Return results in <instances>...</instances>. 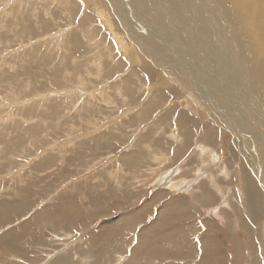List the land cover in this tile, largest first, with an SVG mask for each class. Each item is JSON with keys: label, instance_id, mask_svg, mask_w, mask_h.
Instances as JSON below:
<instances>
[{"label": "rangeland", "instance_id": "obj_1", "mask_svg": "<svg viewBox=\"0 0 264 264\" xmlns=\"http://www.w3.org/2000/svg\"><path fill=\"white\" fill-rule=\"evenodd\" d=\"M114 1L0 0V264H124L132 259L129 250L141 229L147 234L154 230L149 234L159 248L164 239L186 244L193 239L201 242L204 234L217 256L216 262L207 258L209 262L202 264H264V175L254 163L262 152H252L256 143L248 146L251 152L242 150L249 140L241 144L236 123L212 105L210 109L203 96L212 83L225 102L233 99L231 93L236 97L238 88L250 91L251 103L255 98L264 105V79L257 71L258 66L260 71L264 68V47L257 52L263 63L257 64L259 56L252 48L257 39L264 40V0H226L228 6L222 0L207 5L195 0L212 20L203 12L197 14L195 6L175 15L165 0ZM168 22L170 31L164 30L170 27ZM157 37L166 42V49L170 47L169 53L154 42ZM207 41L212 42L211 49L204 47ZM157 48L169 57L178 49L184 54L181 58H187L189 71L203 79L190 73L185 79L177 69L169 76L170 68L161 67L164 56ZM192 53L207 76L214 75L211 69L217 71L214 83L194 65ZM121 83L129 85V91L122 90L125 97ZM143 104H149L148 109L141 111ZM251 178L255 184L250 190ZM256 195L263 204L254 199ZM175 201L185 209L167 207ZM259 208L260 221L254 220ZM174 211L186 218L192 214L180 221L201 230L192 233V240L187 229L168 219ZM33 220V227L27 226ZM89 227L103 234L101 241L94 237L89 241ZM129 238L133 242L126 248L122 239ZM118 241L123 242L124 253L115 244ZM108 244L110 248L103 249ZM169 248L142 251L134 262L193 264L194 256L203 255L198 251L180 259L175 248L172 253ZM230 251L239 256L230 259Z\"/></svg>", "mask_w": 264, "mask_h": 264}, {"label": "bare ground", "instance_id": "obj_2", "mask_svg": "<svg viewBox=\"0 0 264 264\" xmlns=\"http://www.w3.org/2000/svg\"><path fill=\"white\" fill-rule=\"evenodd\" d=\"M48 1V0H47ZM50 1V0H49ZM51 1H54V0H51ZM55 1H58L59 2V4H64V2H68V0L66 1H63V0H55ZM113 0H110V2H112ZM116 1V0H115ZM114 1V2H115ZM118 1V0H117ZM120 1V0H119ZM130 1V0H129ZM136 1V0H135ZM134 1V2H135ZM150 1V0H149ZM158 1H162V0H158ZM166 1V4L167 5H169V8L172 10V12L173 13H176L175 15H177V14H180V13H184L182 10H188L189 12H190V6H191V8L193 7V6H195L196 7V10H195V12H197V14H199L200 12L202 13L203 12V15H208V17L211 19L212 18V16H211V14L208 12V10H207V8H205L204 6L205 5H207V4H209V3H214L213 1H211V0H201L202 2H204L205 3V5L203 6L204 8H201L200 7V4L199 5H196V4H194V1L195 0H185V1H182L181 2V0H165ZM229 1V0H228ZM231 1V0H230ZM235 1V0H234ZM240 1V0H239ZM73 2V6H74V4L76 3V1H75V3H74V1H72ZM92 2H94V1H92ZM138 2V1H137ZM200 2V1H199ZM222 2L224 3V5L225 6H228L227 5V1L226 0H222ZM236 2H237V0H236ZM249 2V5H250V1H248ZM29 3V2H28ZM71 3V2H70ZM116 3V2H115ZM115 3H114V5H115ZM119 3H121V2H119ZM163 3V2H162ZM207 3V4H206ZM240 3V2H239ZM258 3H260V2H258ZM68 3H66V5H67ZM92 4V3H91ZM96 4V3H95ZM126 4V3H125ZM127 4H128V1H127ZM143 4H144V2H143ZM160 4V3H159ZM159 4L158 5H155V7L156 8H159L160 6H159ZM164 5H166L165 3H163ZM162 4V5H163ZM202 4V3H201ZM229 4H230V2H229ZM246 4V3H245ZM244 3H243V5H245ZM76 5V4H75ZM97 5V4H96ZM123 5H124V2H123ZM128 5H130V4H128ZM146 5V4H145ZM237 5H238V3H237ZM72 6V5H71ZM78 6V5H77ZM76 6V7H77ZM113 6V5H112ZM116 7H117V5H115ZM120 6V5H119ZM144 6V5H143ZM234 6V5H233ZM264 6V5H263ZM68 7H69V4H68ZM96 7V6H95ZM126 7H129V6H126ZM135 7H137V6H135ZM147 7V6H146ZM194 7V8H195ZM210 7V6H209ZM235 7V6H234ZM237 7V6H236ZM244 7V6H243ZM71 8V7H70ZM75 8V7H74ZM86 8H88V7H86ZM129 8H131V7H129ZM154 8V7H153ZM152 8V9H153ZM163 8V7H162ZM241 8V7H240ZM259 8V7H258ZM263 8V7H262ZM261 8V9H262ZM73 9V8H72ZM91 9V8H90ZM102 9V8H101ZM136 9V8H135ZM143 9H144V7H143ZM155 9V8H154ZM211 9V8H210ZM224 9V8H223ZM227 9V8H226ZM242 9V8H241ZM255 9V8H254ZM253 9V10H254ZM257 9V8H256ZM260 9V10H261ZM133 10V9H132ZM140 10V9H139ZM150 10V9H149ZM157 10V9H156ZM176 10V11H175ZM70 11H71V9H70ZM74 11V10H73ZM76 11V10H75ZM96 11V13L98 14L99 12H97V10H95ZM100 12H101V10H99ZM105 11V10H104ZM127 11H128V9H127ZM152 10H150L149 12H151ZM154 11V10H153ZM175 11V12H174ZM212 11V10H211ZM226 11V10H225ZM258 11V10H257ZM6 12V11H5ZM72 12V11H71ZM103 12V11H102ZM122 12V11H121ZM135 12H136V10H135ZM156 12V13H155ZM155 12H153V13H155V15L157 16V18H158V16L160 15V13H157V11H155ZM240 12H243V10L242 11H240ZM247 12V11H246ZM164 13V12H163ZM166 13V12H165ZM249 12H247V14H248ZM107 14V13H106ZM151 14V13H150ZM157 14H159V15H157ZM169 13H167V15H168ZM187 14V13H186ZM189 14V13H188ZM243 14H246V13H243ZM242 14V15H243ZM254 14V13H253ZM109 15V14H108ZM163 15V14H162ZM161 15V16H162ZM170 15H171V12H170ZM190 15V14H189ZM250 15V14H249ZM248 15V16H249ZM107 15H105V17H106ZM135 16H137V15H135ZM153 16V15H152ZM156 16H155V18H156ZM246 16V15H245ZM251 16V15H250ZM108 18H109V16H107ZM160 17V16H159ZM165 17V16H164ZM166 17H168V16H166ZM173 17V16H172ZM192 17H193V12H192ZM195 17V16H194ZM203 17V16H202ZM241 17H243L244 18V16H241ZM161 18V17H160ZM159 18V19H160ZM162 18H163V16H162ZM178 18V17H177ZM204 18V17H203ZM242 18V19H243ZM256 18V17H255ZM254 18V19H255ZM260 18V17H259ZM164 19V18H163ZM174 19V18H173ZM252 19V18H251ZM263 19V18H262ZM123 20V19H122ZM156 21L155 22H158L159 20H157V19H155ZM161 20V19H160ZM166 20V19H165ZM164 20V21H165ZM175 20H176V18H175ZM174 20V21H175ZM195 20V19H194ZM212 20V19H211ZM210 20V21H211ZM129 21V20H128ZM171 21V20H170ZM178 21V20H177ZM246 21V20H245ZM124 22V21H123ZM122 22V23H123ZM134 22V21H133ZM161 21H159V23H160ZM166 22V21H165ZM165 22L163 23V24H165ZM176 22V21H175ZM213 22V21H212ZM152 23V22H151ZM158 23V24H159ZM172 23V22H171ZM170 22H168V24L166 23V25L167 26H170L169 28H167V29H164V30H167V31H170L171 30V27H172V24H171ZM180 23V22H179ZM149 24V23H148ZM157 24V25H158ZM171 24V25H170ZM194 24V23H193ZM210 24V23H209ZM245 24V23H244ZM152 25V24H151ZM160 26H161V24H159ZM183 25V24H182ZM198 25V24H197ZM147 26H149V25H147ZM155 26H156V24H155ZM154 26V27H155ZM176 26V25H175ZM202 26V25H201ZM207 26H209V25H207ZM125 27V26H124ZM135 27V26H134ZM134 27H132V28H134ZM162 27V26H161ZM177 27V26H176ZM204 27L206 28V26L204 25ZM203 27V28H204ZM255 27H257V26H255ZM93 28V27H92ZM156 28H158V27H156ZM179 28V27H178ZM183 28H184V26H183ZM204 28V29H205ZM218 28V27H217ZM250 28H251V26H250ZM94 29V28H93ZM126 29V28H125ZM185 29H187L186 27H185ZM185 29H184V31H185ZM197 29V28H196ZM199 29V28H198ZM219 29V28H218ZM147 30V29H146ZM155 30V29H154ZM172 30H173V28H172ZM177 30V29H176ZM192 30V29H191ZM200 31H201V28L199 29ZM198 30V31H199ZM206 30V29H205ZM222 30H224V29H222ZM251 30H253V29H251ZM129 31V30H128ZM158 31V30H157ZM189 31V30H188ZM197 31V30H196ZM199 31V32H200ZM159 32H161L162 33V31H160V29H159ZM178 32V31H177ZM204 32V31H203ZM202 32V33H203ZM223 32V31H222ZM250 32V31H249ZM158 33V32H157ZM164 33H165V31H164ZM170 33H172V32H170ZM253 33V32H252ZM167 34H168V32H167ZM209 34V33H208ZM251 34V33H250ZM262 34H264V33H262ZM116 35V34H115ZM133 35V34H132ZM131 35V36H132ZM175 35V34H174ZM198 35H200V34H198ZM260 35V34H259ZM168 36V35H167ZM163 37V36H162ZM135 38V37H134ZM133 38V39H134ZM152 38V37H151ZM170 38H172V37H170ZM181 38H182V36H181ZM222 38V37H221ZM225 38V37H224ZM263 38V37H262ZM257 39V44L255 43L254 45H253V54H257L258 56H259V58L257 57V60L255 61V64H257V62H262L263 63V60H262V58H263V56L262 55H259L257 52L258 51H260V49L261 48H263L264 47V40L263 39ZM127 39V38H126ZM138 39V38H137ZM142 39V38H141ZM147 39V38H146ZM154 39V42L156 43L157 42V44L159 45L158 47H160V49L162 48V49H166L165 47V45H166V42H163V40L161 39V38H159V37H157V38H153ZM184 39V38H183ZM226 39V38H225ZM120 40L121 41H123V39L122 38H120ZM139 40V39H138ZM143 40V39H142ZM141 40V41H142ZM199 40V39H198ZM224 40V39H223ZM133 42H134V40H132ZM136 41V40H135ZM151 41V40H150ZM174 41V40H173ZM179 41V40H178ZM182 41V40H181ZM185 41V40H184ZM186 41H187V39H186ZM192 41V40H191ZM195 41L196 40H194V43H195ZM250 41V40H249ZM153 42V43H154ZM190 42V41H189ZM193 42V41H192ZM199 42V41H198ZM207 42H209V41H207ZM206 42V44H205V46L204 47H210V46H212L211 45V43L209 42V43H207ZM222 42V41H221ZM127 43H128V39H127ZM135 43V42H134ZM170 43V42H169ZM172 43V42H171ZM178 43V42H177ZM180 43V42H179ZM182 43V42H181ZM186 43V42H185ZM187 43H188V41H187ZM130 44V43H129ZM168 44V43H167ZM189 44V43H188ZM192 44V46H193V43H191ZM221 44V43H220ZM135 45V44H134ZM133 45V46H134ZM144 45H145V43H144ZM169 45V44H168ZM178 45V44H177ZM183 45V44H182ZM182 45L180 46V47H182ZM186 45V44H185ZM200 45V44H199ZM201 45H202V43H201ZM204 45V44H203ZM224 45V44H223ZM223 45H221V46H223ZM175 46V45H174ZM196 46V45H195ZM198 46V45H197ZM251 46V45H250ZM147 47V46H146ZM223 47H225V46H223ZM222 47V48H223ZM169 49H170V47H168ZM167 48V49H168ZM184 48V47H183ZM182 48V49H183ZM189 48V47H188ZM146 49V48H145ZM158 49V48H157ZM160 49H158L157 50V54L159 55V53L160 52H162V50H160ZM167 49H166V52H168L167 51ZM173 49V48H172ZM177 49V48H176ZM206 49V48H205ZM210 49H211V47H210ZM224 50H225V48H223ZM134 50V49H133ZM148 50V49H147ZM152 51H153V49H151ZM150 50V51H151ZM174 50V49H173ZM193 50H194V54H195V49H194V47H193ZM208 50V49H207ZM138 51V50H137ZM155 51V50H154ZM172 51V50H171ZM181 51V50H180ZM214 51V52H213ZM213 51H212V53H215V56L218 58V57H220V52L218 53V49H213ZM165 52V51H164ZM165 52V53H166ZM169 52H170V50H169ZM168 52V53H169ZM175 52H177V54L175 53ZM175 52H173V53H175V55H176V58H174V54L173 53H171V55L172 56H167V54H165V53H160L161 55H163L164 56V58H163V60H161V59H159V61L161 60V62L163 63V64H165V65H162L161 67H163V68H166V69H168L169 70V68H170V70H169V76L171 75V73H172V70L173 69H177L178 71H179V73H180V75L181 76H183V78H185L186 79V77L184 76V74L186 75V76H189V74L188 73H190L191 74V76L192 77H195V78H200L201 76H199L197 73H193L192 71H189V66H187L186 64V62H187V58L185 59V60H183V58H185V56H183V58H181V55H184L183 53H181L180 52V54L178 53V49L177 50H175ZM184 52V51H183ZM188 52H190V51H188ZM210 52V51H209ZM208 52V53H209ZM154 53V52H153ZM156 53V52H155ZM132 54V53H131ZM140 54V53H139ZM150 54H152L151 52H150ZM193 53L191 54L192 55V58H194V65L196 66V64H198L199 66H198V69L200 68V70H203L204 71V67H202V64H200L198 61V59L196 58V56L197 55H194ZM157 55V56H158ZM189 55V57H190V54H188ZM212 55V54H211ZM154 55H152V57H153ZM156 56V55H155ZM154 56V57H155ZM156 56V57H157ZM138 57V56H137ZM153 57V58H154ZM156 57H155V59H156ZM187 57V56H186ZM189 57H188V59H189ZM199 57V56H198ZM211 57V56H210ZM141 58V57H140ZM139 58V59H140ZM158 58V57H157ZM160 58H162V57H160ZM214 58V57H213ZM191 59V58H190ZM210 59V58H209ZM221 59H223V58H221ZM225 59V58H224ZM205 60V59H204ZM186 61V62H185ZM189 61L190 60H188V63H189ZM219 61V60H218ZM138 61H136V63H137ZM200 62H202L201 60H200ZM219 62H221V61H219ZM209 63V62H208ZM226 63H228V61L226 60ZM184 64V65H183ZM190 64V66H191V63H189ZM192 64V65H193ZM167 65V66H166ZM193 65V67H192V70H196L197 71V69L195 68V66ZM259 65V64H258ZM264 65V64H263ZM140 66V65H139ZM204 66H205V64H204ZM218 66V65H217ZM261 66H262V64H261ZM202 67V68H201ZM228 68V67H227ZM258 68V73H259V76L260 77H262L263 79H264V68H263V70L262 71H260V68H259V66L257 67ZM191 69V68H190ZM211 69V68H210ZM225 69V68H224ZM146 71H148V72H150L149 70H146ZM214 75H211V76H207V73H206V71H204V74L206 75V77L208 78V81H213V83L215 82V79L212 77V76H217V71H216V73L211 69L210 70ZM202 72V71H201ZM234 72V71H233ZM224 73V72H223ZM162 74V73H161ZM202 75H203V73H201ZM231 75V74H230ZM232 76V75H231ZM202 77H204V76H202ZM201 77V79H203ZM189 78V77H188ZM216 78V77H215ZM247 78V77H246ZM175 79V78H174ZM204 80H206V78H204ZM222 80H223V78H222ZM228 80V79H227ZM241 80H243V79H240V81ZM189 81V80H188ZM231 81V80H230ZM127 82V81H126ZM178 82V81H177ZM206 82V81H205ZM227 82V81H226ZM232 82V81H231ZM245 82H246V80H245ZM124 83H125V81H124ZM129 83V82H128ZM194 83V82H193ZM196 83V82H195ZM201 83V82H200ZM222 83V82H221ZM220 83V84H221ZM223 83H225V82H223ZM237 83H239V82H237ZM196 84H198V82L196 83ZM212 84V83H211ZM211 84L209 83L207 86H206V88H205V92L203 93V96H205L204 97V99H205V101H207V104L209 103V105H210V109H212V107H213V109L215 110L216 109V111L218 110V111H220V112H218V114L220 115V114H223L224 113V116L227 118V119H229V120H231L232 122H235L236 123V125H237V129L241 132V135H239V136H237V140L239 141V142H241V144H244L245 145V143H244V141L245 140H249L248 141V143L245 145V147H243V148H241L242 150L244 149H246V150H249L250 152H251V148L250 147H248L249 145L250 146H253V143H256V145H254L255 147L254 148H252L253 149V151L252 152H257V153H259V152H262V154H258L259 155V162H255L254 161V163H255V167H256V170L258 169L259 171H260V174L259 175H261V177L264 175L262 172V168H263V170H264V164H263V166L261 165V159L264 157V105H259L258 104V101L254 98V100L257 102H255V104H253V103H251L252 102V100H251V98H250V96H251V93H249L250 91H247L246 90V92L244 93V90H239L238 88H237V90L239 91L238 93H237V95H235L236 97L234 98L231 94H229L230 95V97L231 98H233L231 101H229V100H227L226 102L222 99V97H221V94H222V92H221V90L218 88V85H214V88L213 87H210L211 86ZM232 84V83H231ZM234 84V83H233ZM129 85H130V83H129ZM129 85H124L123 83H121L120 85H119V87H120V94H122V95H124L123 94V92L125 91V90H127V91H129L127 88V86H129ZM227 85V84H226ZM122 86V87H121ZM124 86V87H123ZM243 86V85H242ZM204 87V86H203ZM229 87V86H228ZM236 87V86H235ZM232 88V87H231ZM241 88V87H240ZM196 89V88H195ZM202 89V88H201ZM247 89V88H246ZM122 90H123V92H122ZM153 90V89H152ZM203 90V89H202ZM229 90H230V87H229ZM126 91V92H127ZM220 92H221V94H220ZM232 92V91H231ZM235 93V92H234ZM89 94V93H88ZM149 94V93H148ZM236 94V93H235ZM86 95H87V93H86ZM90 95V94H89ZM109 95V94H108ZM91 96V95H90ZM89 96V97H90ZM126 95H124V97H125ZM155 96V95H154ZM253 96V95H252ZM247 97H249V98H247ZM187 99H188V97H187ZM123 100H125V99H123ZM60 103V102H59ZM150 103H152L153 105H154V103H153V99H150ZM219 103H222L223 105H224V107L225 108H223V106H221ZM227 104H229V107L227 108L226 106H227ZM253 104V105H252ZM148 105L149 104H147V106H145L144 104H143V109L141 110V111H144V110H146V109H148L147 107H148ZM211 105H212V107H211ZM254 106V107H253ZM52 108H54L53 106H52ZM56 108V107H55ZM196 110V109H195ZM127 111H129V110H127ZM139 112V113H142V112ZM147 111H149V110H147ZM152 111V110H151ZM150 111V112H151ZM197 111V110H196ZM232 111V112H231ZM130 112V111H129ZM199 112V111H198ZM215 112V111H214ZM124 113V112H123ZM144 113V112H143ZM146 113V112H145ZM204 113V112H203ZM241 113V114H240ZM122 114V113H121ZM127 114V113H126ZM179 114V113H178ZM205 114V113H204ZM137 115H139V114H137ZM180 116H181V114H179ZM186 115V114H185ZM190 115V114H189ZM216 116V115H215ZM232 116V117H231ZM236 117V119H235V117ZM123 117V116H122ZM184 117V116H183ZM183 117H182V119H183ZM160 118V117H159ZM162 119H164V117L162 116L161 117ZM191 118V117H190ZM182 119H181V121H180V123L182 122ZM188 119V118H187ZM193 119V118H192ZM203 119V118H202ZM189 120V119H188ZM234 120H236V121H234ZM186 121V120H185ZM228 121V120H227ZM162 122V121H161ZM222 122V121H221ZM179 123V124H180ZM196 123V122H195ZM227 123V122H226ZM182 124V123H181ZM187 124V123H186ZM243 124H246V128H244L243 127ZM183 125H184V123H183ZM230 125V124H229ZM228 125V126H229ZM235 125V126H236ZM230 127V126H229ZM188 128V127H187ZM230 129V128H229ZM203 130V129H202ZM206 130V129H205ZM242 130H244V131H242ZM189 131H190V129H189ZM204 131V130H203ZM153 132V131H152ZM156 132V131H155ZM191 132V131H190ZM205 132V131H204ZM207 132V131H206ZM236 132V131H235ZM199 133H201V132H199ZM191 134V133H190ZM189 134V135H190ZM193 134V133H192ZM202 134V133H201ZM204 134V133H203ZM207 134V133H206ZM146 135V134H145ZM152 135V134H151ZM154 135V134H153ZM171 135V134H170ZM184 135H186V133H184ZM104 136V135H103ZM169 136V135H168ZM206 136V135H205ZM242 136V137H241ZM83 137V136H82ZM142 137H144V136H142ZM155 137V136H154ZM189 137V136H188ZM187 137V138H188ZM201 137V136H200ZM146 138H148V136L146 137ZM156 138V137H155ZM185 138V137H184ZM203 138V137H202ZM207 138H209V137H207ZM220 138V137H219ZM142 139V138H141ZM165 139V138H164ZM206 139V138H205ZM209 139H211V138H209ZM209 139L207 140V141H209ZM149 140V139H148ZM155 140H157V139H155ZM154 140V141H155ZM166 140V139H165ZM190 140V139H189ZM202 140V139H201ZM153 141V140H152ZM173 141V140H172ZM251 141H254V142H252L251 143ZM149 142V141H148ZM147 142V143H148ZM156 143H157V141H155ZM202 142V141H201ZM203 143H204V140H203ZM143 144V143H142ZM148 145V144H147ZM150 145H151V142H150ZM150 145H149V147H150ZM145 146V145H144ZM158 146V145H157ZM204 146V145H203ZM208 146V145H207ZM218 146V145H217ZM145 147H147V146H145ZM152 147V146H151ZM216 147V146H215ZM148 148V147H147ZM153 148V147H152ZM167 148V147H166ZM165 148V149H166ZM206 148H208V147H206ZM210 148V147H209ZM132 149H134V151H135V148H132ZM140 149V148H139ZM149 149V148H148ZM161 149V148H160ZM165 149H163L164 151H165ZM169 149V148H168ZM167 149V150H168ZM172 149V148H171ZM153 150H154V148H153ZM162 150V149H161ZM161 150H159V152H161ZM213 150V149H212ZM140 151V150H139ZM150 151H151V149H150ZM156 151V150H155ZM185 151V150H184ZM248 151V152H249ZM128 152V151H127ZM132 152V151H131ZM130 152V153H131ZM146 152V151H145ZM157 152V151H156ZM166 152V151H165ZM183 152V151H182ZM215 152V151H214ZM218 152V151H217ZM187 153V152H186ZM244 153H246V152H244ZM132 155H134V153H131ZM167 154V153H166ZM247 154V153H246ZM124 155V154H123ZM131 155V156H132ZM164 155H165V153H164ZM173 155V154H172ZM130 156V157H131ZM163 156V155H162ZM124 157H126V155L124 156ZM128 157V156H127ZM159 157V156H158ZM129 158V157H128ZM135 158H137V157H135ZM135 158H133L134 160H135ZM153 158H155L154 157V154H153ZM115 159V158H114ZM125 159V158H124ZM132 159V160H133ZM143 159V158H142ZM156 159H157V157L155 158V162H156ZM160 159V158H159ZM132 160H130V161H132ZM138 160V159H137ZM264 161V160H263ZM141 162V161H140ZM159 162V161H158ZM117 163V162H116ZM118 164V163H117ZM128 164V163H127ZM129 164H130V162H129ZM132 164H135V161H134V163L132 162ZM137 169V168H136ZM154 170V169H153ZM257 170V171H258ZM203 172H205V171H203ZM207 172V171H206ZM257 173V172H256ZM259 173V172H258ZM257 173V174H258ZM197 174V173H196ZM214 174H216V173H214ZM211 175V174H210ZM209 175V176H210ZM216 175H218V174H216ZM212 176H213V174H212ZM215 176V175H214ZM208 176H206V178H207ZM209 178V177H208ZM214 178V177H213ZM264 178V177H263ZM207 180V179H206ZM210 180V179H209ZM214 180H216V179H214ZM211 181V180H210ZM214 182V181H213ZM256 182V181H255ZM262 182H264V179L262 180ZM253 183H254V181H253V179L251 178V183L250 184H252V185H248V188H250V190H251V188L253 187ZM255 184V183H254ZM264 185V184H263ZM215 186H217V185H215ZM198 188V187H197ZM222 188V187H221ZM255 188V187H254ZM199 189V188H198ZM216 189L217 190H219L217 187H216ZM196 191H199V190H197V189H195ZM204 191H205V189H203ZM208 190H209V188H208ZM253 190H255V189H253ZM211 191V190H210ZM137 192V191H136ZM200 192V191H199ZM255 192H256V190H255ZM258 192V191H257ZM206 193H208V192H206ZM259 193V192H258ZM220 194V193H219ZM208 195H209V193H208ZM222 195V194H221ZM262 195V194H261ZM264 195V194H263ZM203 196V195H202ZM208 197V196H207ZM210 197V196H209ZM211 197H212V195H211ZM253 197V196H252ZM254 199L257 201V202H259V204H263V202H264V200H263V202L261 201V198H260V196L259 195H256L255 197H254ZM226 200V199H225ZM215 202V201H214ZM181 203V202H180ZM217 203V202H216ZM215 203V204H216ZM215 204H213V205H215ZM222 204V203H221ZM65 205V204H64ZM184 206H185V204H183ZM212 205V204H211ZM164 206V205H163ZM184 206H180L179 205V203L178 202H173V204H169L167 207H171V209H173V210H175V209H177L176 211H181V210H184L185 209V207ZM166 207V208H167ZM197 207V206H196ZM134 208V207H133ZM193 207H191V209H192ZM195 208V207H194ZM188 209H190V207L188 208ZM216 209V208H215ZM220 209V208H219ZM195 210V209H194ZM262 209H258V210H256V217L254 218V220H259V214H258V212L259 211H261ZM172 212V211H171ZM192 212V211H191ZM190 212V213H191ZM41 213H43V211L42 212H40L39 214H41ZM77 213V212H76ZM161 214H162V212H161ZM147 215V214H146ZM166 215V214H165ZM168 215H170L169 213H168ZM176 215H177V217H176ZM187 215H189V212H188V214ZM195 215V214H194ZM261 215V214H260ZM41 216V215H40ZM191 216H192V214H191ZM190 216V217H191ZM219 216V215H218ZM189 216H188V218H190ZM91 218V217H90ZM142 217H140V219H141ZM143 218H144V216H143ZM188 218H186V217H182V216H180L179 214H176L175 213V211H174V213H173V215L171 216L170 215V218H168L170 221H175L177 224L179 223V229H187V231H188V233H189V235H190V237H188V239L190 238L191 240H192V238H191V236H192V233L194 234V233H199V228H198V226L197 225H195L193 228H189V227H187L186 225H183L180 221H185V220H187ZM194 218V217H193ZM193 218H191V219H193ZM145 219V218H144ZM169 221V222H170ZM260 221V220H259ZM36 222V221H35ZM33 223H34V220L32 221V222H30V223H28L27 224V226H31V227H33L32 225H33ZM91 223H92V221H91ZM133 223H135V221L133 222ZM154 223V222H153ZM168 223V222H167ZM170 223H172V222H170ZM176 223H174V224H176ZM174 224H172V226L174 225ZM259 224V223H258ZM152 225V224H151ZM85 226V225H84ZM107 227V226H106ZM149 227H151V226H149ZM200 227V226H199ZM262 227H264V223H263V225H262ZM23 228V227H22ZM83 228V227H82ZM91 228L92 227H89V228H87V230H86V228H85V230L86 231H88L89 232V234H87L88 236H87V238L89 239V241H90V239H92V237H94V240H97V241H101L102 240V238H103V234L102 233H97L95 230H94V232H93V230H91ZM152 228V227H151ZM32 229V228H31ZM31 229H29V231L31 230ZM93 229V228H92ZM135 229V228H134ZM176 229V228H175ZM209 229V228H208ZM24 230V229H23ZM17 231V230H16ZM21 232H22V230H20ZM19 231V232H20ZM28 231V232H29ZM91 231V232H90ZM146 231H148L147 229H141V231H140V233H139V236L137 235V237L135 238V240L136 241H138V242H135L136 243V245H133L131 248H130V252L129 253H131V261H127L126 259H125V257H124V259L126 260V264H135V262H134V260H135V257L134 256H138V254L140 253V252H142V251H148V252H152L154 249H157L158 251L157 252H161V251H164L165 249H167V248H169V246H170V248L168 249L169 250V252L170 253H172V249H173V247L175 248V250H176V252L175 251H173V252H175V253H177V255L179 256V258H180V256L181 257H183V255H186V254H190V255H192L193 256V253L195 254L196 252H202V256L200 257V256H194V259H192V263L193 264H197V262L199 261V264H202V262H209L208 260H207V258L208 259H210V260H214L215 261V255L217 256V254H215L216 252H215V249H213V248H211L212 246H211V244L208 242V240L207 239H205V237H204V234L202 235V238H203V240H201V242H193V240H192V243L190 242V240H188V242L189 243H186V244H181V243H175V244H170V242H169V240H167V239H164L163 240V242L161 243L162 245H161V247L159 248V245L160 244H158V246L156 245L155 246V243H152V241H151V239H153V237H151V235H153L152 234V232L154 231L153 229H152V231H150L151 232V235L149 234L150 232H148V234H147V232ZM180 231V230H179ZM201 231V230H200ZM101 232H102V230H101ZM203 232V231H202ZM16 233V232H15ZM85 233V232H84ZM103 233H104V231H103ZM126 234H127V231L125 232ZM176 233V232H175ZM10 234V233H9ZM12 234V233H11ZM162 234V233H161ZM180 235V234H179ZM184 235V234H183ZM213 236H214V234H212ZM224 236H225V234H223ZM4 236H6V235H4ZM105 236H106V234H105ZM133 236H136V235H134L133 234ZM178 236V235H177ZM200 236V235H199ZM156 237V236H155ZM154 237V238H155ZM179 237V236H178ZM84 238V237H83ZM157 238V237H156ZM194 238V237H193ZM201 238V239H202ZM159 240V239H158ZM161 240V239H160ZM179 240V239H178ZM195 240H197L196 239V237H195ZM217 240V239H216ZM88 241V242H89ZM122 241L124 242V244H125V246H126V248H127V246L129 245V246H131V244H132V240H130V238L129 239H122ZM185 241V240H184ZM231 241H232V239H231ZM94 242V241H93ZM119 242L120 241H118V242H116L115 244L117 245V247H120V248H118V249H121V252H125V246L123 247V242H120V244L122 245H119ZM186 242V241H185ZM183 243V242H182ZM229 242L227 241V244H228ZM114 244V245H115ZM231 244H233L232 242H231ZM113 245V244H112ZM221 246V245H220ZM230 246V245H229ZM235 246V245H234ZM237 246V245H236ZM240 247H242V246H240ZM110 247H109V244L106 246V247H104L103 249H105V250H108ZM222 248V247H221ZM227 249V248H226ZM231 249L233 250V246L231 247ZM238 249H240L239 248V245H238ZM242 249V248H241ZM244 249V248H243ZM182 250H184L185 252L184 253H181V251ZM236 250V249H235ZM234 250V251H235ZM220 251V250H219ZM218 251V252H219ZM240 251V250H239ZM217 252V253H218ZM228 252V251H227ZM231 252V251H230ZM123 253H121V255L123 254ZM232 253V254H231ZM230 254V259L232 258V255H233V251L231 252ZM143 255H145L144 253H142ZM204 254H205V256H204ZM219 254H220V252H219ZM130 255V254H129ZM139 255H141V254H139ZM225 255V254H224ZM237 254H235V256H236ZM204 256V257H203ZM221 256V255H220ZM234 256V255H233ZM234 256V257H235ZM237 256H239V255H237ZM122 257V256H121ZM128 257V256H127ZM126 257V258H127ZM186 257V256H185ZM187 257H188V255H187ZM199 257V260L198 259H196V258H198ZM233 257V258H234ZM120 258V257H119ZM123 258V257H122ZM130 258V257H129ZM128 258V259H129ZM170 258H176V256H172L171 254H170ZM235 258H237V257H235ZM181 259V258H180ZM169 260V259H168ZM175 260V259H174ZM190 261V260H189ZM130 262V263H129ZM188 262V261H187ZM191 262V261H190ZM189 262V263H190ZM216 262V261H215ZM124 263V264H125ZM123 264V263H122ZM191 264V263H190ZM211 264V263H210ZM215 264V263H214ZM218 264V263H217ZM254 264V263H253Z\"/></svg>", "mask_w": 264, "mask_h": 264}]
</instances>
